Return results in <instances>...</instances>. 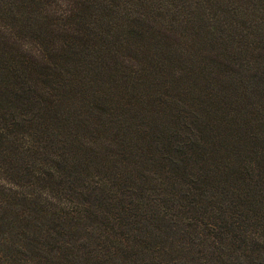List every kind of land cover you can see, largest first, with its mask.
I'll return each mask as SVG.
<instances>
[{
  "label": "rangeland",
  "instance_id": "obj_1",
  "mask_svg": "<svg viewBox=\"0 0 264 264\" xmlns=\"http://www.w3.org/2000/svg\"><path fill=\"white\" fill-rule=\"evenodd\" d=\"M15 1L0 0V16L6 14V4ZM97 1L84 14L85 25L77 26L82 37L88 34L85 40L77 42L65 32L60 34L74 45L72 54L55 53L61 37L54 34L47 41L52 45L49 59L55 62L52 73L45 67L25 73L29 81L41 77L39 90L51 92V99H56V116L48 124L40 107L31 108L32 115L40 114L45 128L41 138L47 147L35 156L37 179L32 183L22 175H0V182L9 177L15 183L8 190L15 194L28 185L41 193L46 188L58 201L46 174L52 165L48 154H57L76 165L68 170L63 163L56 166L65 182L62 186L72 195L62 196L63 206L75 209L98 197L102 206L112 205L110 209L128 202L148 205L184 225L175 247L182 250L175 256L180 264H189L194 248H203L197 245L203 241L200 230L187 220L193 218L195 208L207 207L206 216L220 220L230 213L249 215L241 206L247 183L232 160L234 153H238L237 164L250 157L254 160L264 149V0H123L126 4L113 0L110 15L99 14L103 6ZM48 2L52 7L56 0ZM3 19L0 23L10 27L17 21L10 15ZM21 27L25 25L20 22ZM20 28L0 29L4 31L0 50L12 53L13 46L32 43L33 33L22 35ZM66 29L76 31L72 25ZM12 33L24 38L13 40ZM10 61L4 57L0 69H7ZM237 133L248 141L241 151L239 146L234 150ZM250 135L261 142L254 145ZM94 182L96 192L88 196ZM214 206L229 209L212 213ZM256 218L241 246L249 249L240 253L248 264L255 263L249 259L252 249L264 248L254 242L255 236L264 239V218ZM159 240L160 247L173 248L166 246L165 239ZM136 245L141 251L156 246L151 240L147 247L141 241ZM140 262L132 254L128 264Z\"/></svg>",
  "mask_w": 264,
  "mask_h": 264
},
{
  "label": "trees",
  "instance_id": "obj_2",
  "mask_svg": "<svg viewBox=\"0 0 264 264\" xmlns=\"http://www.w3.org/2000/svg\"><path fill=\"white\" fill-rule=\"evenodd\" d=\"M94 1L96 0H88L83 4V0H56L52 7L48 0H16L14 3L6 4L7 12L1 15L0 19H8L10 15L16 17L17 21L12 27L0 23V29L7 28L13 31L17 27L20 28L21 22L27 27L26 31L23 30L26 29L25 27L20 28L22 35L29 32L33 34L32 43L25 47L13 46L12 53L0 50V55H3L0 64L5 65L4 57L11 58L9 63L6 62V66L9 67L0 69V175H16L17 178L22 175L27 181H33L32 183L37 179L39 172L35 170L37 163L35 156L42 153L43 147H47L41 138V132L45 128L41 123L40 114L32 115L31 108L40 107L48 124L52 121L51 116H56V99H51V92L39 90L41 77L36 81H29L25 78V73L43 67L50 69L52 73L55 67L51 64L55 62L49 59L52 45L47 41L53 40L54 34L61 37L58 38L59 48H56L55 53L72 54L74 45L70 43L68 36L77 42L86 39L88 34L82 37L83 32L77 26L85 25L87 18L84 14L88 13V8H93ZM97 2L103 6L100 15L114 13L113 0ZM81 4L84 7H81ZM34 5H36L35 9H26ZM46 8L49 11L45 13ZM123 10L125 9H121ZM16 11L27 14L29 18L18 16ZM52 13L53 15L50 16ZM98 19L99 16L96 15V22ZM68 25H72L77 32L65 30ZM58 26L61 28H57ZM88 29H91L90 26ZM2 30L0 36L4 34ZM63 32L68 35L66 38L60 36ZM22 35L17 37L12 33L11 38L18 41L24 38ZM261 78L264 81V77ZM210 106L211 104L207 105L208 108ZM51 111L53 113L50 115ZM248 139L254 145L260 141L257 135H250ZM245 142H248L247 139L237 133L233 137L234 150L239 146L241 151ZM71 145L73 148V143ZM46 153L48 154L47 151ZM234 154L232 162L237 166L248 187L247 191L243 192L245 200L241 206L246 208L249 215L241 213L240 216H232L230 213L226 219L220 220L218 216H206L207 207L195 208L193 218L187 220L194 221V228L200 230L203 241L197 245L203 248H194L193 262L189 264H248L246 260L240 258V253L242 250L243 254L248 253L249 249L241 246L243 247L247 241L245 235L249 226L255 223L253 220L255 221L256 217L264 218V177L260 178L264 173V149L257 152L254 160L250 157L238 164V153ZM48 157L52 165H49L46 172L49 177L47 181L56 189L59 195L58 201L53 191L46 188L43 190L45 192L41 193L39 190L30 189L31 185H28L25 190L15 194L8 190L9 186L15 183L9 177L5 176L0 182V264H128L132 254L141 260L139 264H180L175 254L180 253L182 248L175 247L179 242L176 241L180 234L179 230L184 225L177 224L160 211L155 212L147 207L148 205L140 202H128L110 209L108 207L112 205L102 206L103 203L98 197L90 201L86 200L75 209L66 208L63 206L66 203L62 200V196L67 194L70 199L72 195L70 196L62 186L65 182L61 181L56 166H63L61 165L63 163L64 169L68 170L76 165L69 164L68 160L67 162L52 152ZM167 158L170 159L168 156ZM257 171L260 174H257ZM227 174L231 173L227 172ZM91 184L95 188L92 187L94 189L88 193V196L97 189V182ZM180 207L187 208L184 205ZM217 207L219 206H214L210 211L214 213L219 209L225 212L229 209V207L226 209ZM145 211H151L152 214H147ZM251 214L255 217L250 218ZM227 219H231L230 223L225 221ZM96 230L99 232L95 233ZM169 235L175 237L168 240ZM162 238L165 239L166 246L170 244L173 248L160 247L159 239ZM149 240L156 244L154 248H144L143 251L137 248L136 244L140 241L147 247ZM254 242L264 246L261 245L264 244V239L260 237L255 236ZM205 244L207 247L204 246ZM192 249L189 248L190 251ZM206 251L207 254H204L203 252ZM263 254L264 248H253L252 257L249 259L254 260L255 263L257 261L261 263V260L264 262ZM197 256H199L198 260L195 259Z\"/></svg>",
  "mask_w": 264,
  "mask_h": 264
}]
</instances>
